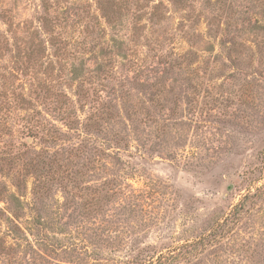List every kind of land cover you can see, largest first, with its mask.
Returning a JSON list of instances; mask_svg holds the SVG:
<instances>
[{
    "label": "rangeland",
    "instance_id": "1",
    "mask_svg": "<svg viewBox=\"0 0 264 264\" xmlns=\"http://www.w3.org/2000/svg\"><path fill=\"white\" fill-rule=\"evenodd\" d=\"M0 264H264V0H0Z\"/></svg>",
    "mask_w": 264,
    "mask_h": 264
}]
</instances>
